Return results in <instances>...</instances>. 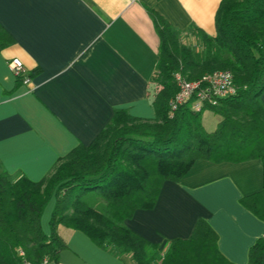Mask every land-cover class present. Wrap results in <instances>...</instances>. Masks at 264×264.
<instances>
[{
    "label": "crops",
    "instance_id": "0c3cea01",
    "mask_svg": "<svg viewBox=\"0 0 264 264\" xmlns=\"http://www.w3.org/2000/svg\"><path fill=\"white\" fill-rule=\"evenodd\" d=\"M221 0H0V26L14 43L0 50V173L41 180L78 145H89L115 111L153 120L159 37L151 9L183 35H215ZM18 58L33 73L17 83L8 63ZM264 109V91L259 97ZM220 120H217V123ZM215 129V128H214ZM262 189L259 159L197 160L177 182L165 181L153 208L137 210L124 225L166 248L190 238L199 219L217 234L219 252L246 264L249 248L264 241V222L239 200ZM52 198L41 216L49 235ZM65 244L56 264H133L109 246L59 225ZM264 264V253L262 256Z\"/></svg>",
    "mask_w": 264,
    "mask_h": 264
},
{
    "label": "trees",
    "instance_id": "16d2710c",
    "mask_svg": "<svg viewBox=\"0 0 264 264\" xmlns=\"http://www.w3.org/2000/svg\"><path fill=\"white\" fill-rule=\"evenodd\" d=\"M147 11L160 41L155 118L115 111L89 145L75 147L39 181L0 173V264H21L18 251L32 264L44 257L56 264L65 248L57 234L59 225L80 231L97 246L129 255L133 264H233L219 252L217 234L203 219L190 238L170 240L166 248L124 225L135 211L153 208L163 183L179 181L199 159H259L262 189L239 202L264 222V109L259 101L264 91V0H221L215 35L193 30L197 51L184 44L182 33L162 16ZM13 43L0 26V50ZM217 71L232 74L237 95L199 111L191 109V99L170 115V101L178 91L175 73L195 81ZM33 73L27 72L29 79ZM205 111L221 118L212 132L203 127ZM52 198L46 235L41 216ZM263 253L264 241L258 239L249 248L246 264H262Z\"/></svg>",
    "mask_w": 264,
    "mask_h": 264
},
{
    "label": "built area",
    "instance_id": "2783aa9c",
    "mask_svg": "<svg viewBox=\"0 0 264 264\" xmlns=\"http://www.w3.org/2000/svg\"><path fill=\"white\" fill-rule=\"evenodd\" d=\"M138 0H129L135 3ZM10 71L17 79H21L24 85L29 84L30 79L22 62L18 58H12L8 63ZM174 81L178 88L177 93L170 101L171 112L178 106L192 99L191 109L199 111L204 105H216L219 99L234 97L239 90L233 82V76L228 71H217L203 76L199 80L188 81L179 73H175ZM21 258V264H32L25 259L22 251H18ZM37 264H53L47 257L42 258Z\"/></svg>",
    "mask_w": 264,
    "mask_h": 264
},
{
    "label": "rangeland",
    "instance_id": "374dc122",
    "mask_svg": "<svg viewBox=\"0 0 264 264\" xmlns=\"http://www.w3.org/2000/svg\"><path fill=\"white\" fill-rule=\"evenodd\" d=\"M183 43L190 46L193 50L197 51L200 50L199 47V43L195 42V40H183ZM156 86H158V84L155 83V88ZM221 118L217 115H214L213 113L209 112V111H205L202 114V124L204 129L207 132H212L214 130V128L216 127V122L217 120H220Z\"/></svg>",
    "mask_w": 264,
    "mask_h": 264
}]
</instances>
